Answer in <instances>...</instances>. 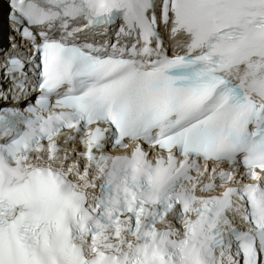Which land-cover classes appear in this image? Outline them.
<instances>
[{
  "label": "snow or ice",
  "instance_id": "obj_1",
  "mask_svg": "<svg viewBox=\"0 0 264 264\" xmlns=\"http://www.w3.org/2000/svg\"><path fill=\"white\" fill-rule=\"evenodd\" d=\"M8 5L0 264H264V0Z\"/></svg>",
  "mask_w": 264,
  "mask_h": 264
},
{
  "label": "bare ground",
  "instance_id": "obj_2",
  "mask_svg": "<svg viewBox=\"0 0 264 264\" xmlns=\"http://www.w3.org/2000/svg\"><path fill=\"white\" fill-rule=\"evenodd\" d=\"M8 4V1L7 3H4V1L0 0V28L2 27V25L5 24V22L7 21L6 19H4V14H5V10H6V5ZM9 9V7H8ZM7 14V13H6ZM8 16H9V12H8ZM7 16V18H8ZM6 24H8L6 22ZM2 30V29H1ZM3 32V30H2ZM4 33V32H3ZM5 35V34H4ZM165 39H167V37L165 36ZM1 43L3 44L4 43V39L1 40Z\"/></svg>",
  "mask_w": 264,
  "mask_h": 264
},
{
  "label": "rangeland",
  "instance_id": "obj_3",
  "mask_svg": "<svg viewBox=\"0 0 264 264\" xmlns=\"http://www.w3.org/2000/svg\"><path fill=\"white\" fill-rule=\"evenodd\" d=\"M2 1H4V3H7V0H2ZM7 7H6V10H5V14H4V19H7V16H8V12H9V9H8V4L6 5ZM7 13V14H6ZM7 22V21H6ZM8 23V22H7ZM10 29V25H9V23L7 24V32H8V30ZM163 31V30H162ZM8 36V35H7Z\"/></svg>",
  "mask_w": 264,
  "mask_h": 264
},
{
  "label": "trees",
  "instance_id": "obj_4",
  "mask_svg": "<svg viewBox=\"0 0 264 264\" xmlns=\"http://www.w3.org/2000/svg\"><path fill=\"white\" fill-rule=\"evenodd\" d=\"M2 30H3V32H4V34L5 33H7V26H6V23L4 24V25H2Z\"/></svg>",
  "mask_w": 264,
  "mask_h": 264
}]
</instances>
